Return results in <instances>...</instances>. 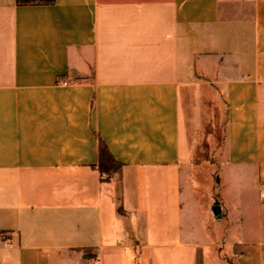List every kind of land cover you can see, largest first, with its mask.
I'll use <instances>...</instances> for the list:
<instances>
[{
	"label": "crops",
	"instance_id": "obj_1",
	"mask_svg": "<svg viewBox=\"0 0 264 264\" xmlns=\"http://www.w3.org/2000/svg\"><path fill=\"white\" fill-rule=\"evenodd\" d=\"M209 91L223 162L201 173ZM215 196L227 255L264 264V0H0V264H217Z\"/></svg>",
	"mask_w": 264,
	"mask_h": 264
},
{
	"label": "rangeland",
	"instance_id": "obj_2",
	"mask_svg": "<svg viewBox=\"0 0 264 264\" xmlns=\"http://www.w3.org/2000/svg\"><path fill=\"white\" fill-rule=\"evenodd\" d=\"M225 128V105L223 98L209 91L205 94L201 105V118L199 133L197 136L196 147L191 159L192 166L200 169L201 173L217 172L223 162V137ZM204 170V172L202 171ZM207 175V174H206ZM207 177V176H205ZM201 181L203 177H200ZM217 195V194H216ZM218 196V195H217ZM210 200L212 212H214L215 201H217L218 217L215 220L216 239L215 249L218 252L217 264H237L236 256H228L227 249L229 245L238 242V217L232 218L230 224L226 222L227 217L223 218L222 212L225 209L221 207L218 197ZM203 201V199H201ZM223 210V211H222ZM222 215V216H221ZM229 229L231 232L229 233Z\"/></svg>",
	"mask_w": 264,
	"mask_h": 264
},
{
	"label": "trees",
	"instance_id": "obj_3",
	"mask_svg": "<svg viewBox=\"0 0 264 264\" xmlns=\"http://www.w3.org/2000/svg\"><path fill=\"white\" fill-rule=\"evenodd\" d=\"M16 2L19 5L52 4L54 0H16ZM94 166L99 171L103 180H109L114 175L120 176L122 169V163L114 159L106 144L100 138L98 139V160ZM119 197L118 199H120ZM117 209L121 211L120 204L117 206Z\"/></svg>",
	"mask_w": 264,
	"mask_h": 264
},
{
	"label": "water",
	"instance_id": "obj_4",
	"mask_svg": "<svg viewBox=\"0 0 264 264\" xmlns=\"http://www.w3.org/2000/svg\"><path fill=\"white\" fill-rule=\"evenodd\" d=\"M217 201H215V205H214V212L217 214L218 213V207H217Z\"/></svg>",
	"mask_w": 264,
	"mask_h": 264
},
{
	"label": "built area",
	"instance_id": "obj_5",
	"mask_svg": "<svg viewBox=\"0 0 264 264\" xmlns=\"http://www.w3.org/2000/svg\"><path fill=\"white\" fill-rule=\"evenodd\" d=\"M58 83H61L62 85H66L67 84V82L65 80H60V79H58Z\"/></svg>",
	"mask_w": 264,
	"mask_h": 264
}]
</instances>
